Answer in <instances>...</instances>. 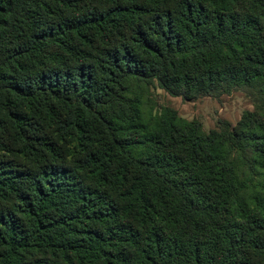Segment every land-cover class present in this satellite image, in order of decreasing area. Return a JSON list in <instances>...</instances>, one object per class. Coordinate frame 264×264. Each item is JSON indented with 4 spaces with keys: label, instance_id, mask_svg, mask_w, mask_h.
Returning a JSON list of instances; mask_svg holds the SVG:
<instances>
[{
    "label": "trees",
    "instance_id": "obj_1",
    "mask_svg": "<svg viewBox=\"0 0 264 264\" xmlns=\"http://www.w3.org/2000/svg\"><path fill=\"white\" fill-rule=\"evenodd\" d=\"M0 264H264V0H0Z\"/></svg>",
    "mask_w": 264,
    "mask_h": 264
},
{
    "label": "rangeland",
    "instance_id": "obj_2",
    "mask_svg": "<svg viewBox=\"0 0 264 264\" xmlns=\"http://www.w3.org/2000/svg\"><path fill=\"white\" fill-rule=\"evenodd\" d=\"M154 96L160 107L172 108L186 120L199 121L206 132L218 128L222 122H228L234 127L244 112L254 110L251 99L241 91L218 99L203 97L196 101H184L160 89L154 90Z\"/></svg>",
    "mask_w": 264,
    "mask_h": 264
}]
</instances>
